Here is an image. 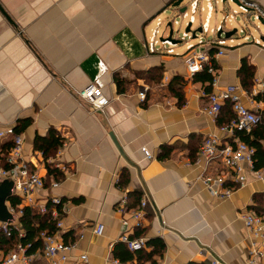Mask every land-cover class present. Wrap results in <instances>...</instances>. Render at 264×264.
Segmentation results:
<instances>
[{
    "label": "crops",
    "instance_id": "1",
    "mask_svg": "<svg viewBox=\"0 0 264 264\" xmlns=\"http://www.w3.org/2000/svg\"><path fill=\"white\" fill-rule=\"evenodd\" d=\"M179 1L0 0L14 22L0 11V130L21 119L31 120L21 132L23 158L45 180L47 188L38 201L62 198L66 210L58 232L74 246L67 264H77L82 254L88 255L84 264H111L110 258H116L113 248L123 232L117 206L123 196L130 208L147 200L145 236L161 238L166 247L157 251L147 242L142 256L126 262L118 258L122 264H212L214 258L225 264H248V232L241 213L264 212V183L249 173L245 186L220 198L199 180L204 168L196 162L198 149L208 133L233 119V109L224 106L216 121L208 117L204 108L211 82L200 79L202 72L191 75L186 63L198 50L214 58L219 49L213 45L219 38L215 31L224 20L215 28L210 20L212 31L203 32L204 21L200 18L198 23L197 15L207 12L204 0L194 24L185 22L188 37L175 32L181 21L170 22L168 34L160 39L171 37L177 43L161 45L155 53L147 46L150 24L156 21L160 33L167 10L186 8L190 13L191 1L175 6ZM250 1L264 12V0ZM214 4L211 19L221 3ZM233 23L239 21L227 19L224 25L225 54L217 59L219 86H239L243 102L264 112V96L253 94L257 80L264 78L263 24L251 18L261 34L256 36L250 28L232 30ZM243 63L251 66L253 76H246ZM91 82L111 100L103 110H94L77 94ZM51 130L62 144L46 154L35 144L38 136ZM12 145L11 135L0 138V169L8 166ZM144 148L152 158L146 157ZM49 166L58 169L60 177L51 174ZM55 180L58 187L52 186ZM11 198L6 202L9 211L15 207L11 223L24 234L22 209L38 208L19 197L15 206ZM3 223L0 220V264L16 246L15 240L3 242L7 237ZM99 223L105 226L102 235L94 232ZM43 248L44 241L41 249L29 251L39 257L37 264H48Z\"/></svg>",
    "mask_w": 264,
    "mask_h": 264
},
{
    "label": "built area",
    "instance_id": "2",
    "mask_svg": "<svg viewBox=\"0 0 264 264\" xmlns=\"http://www.w3.org/2000/svg\"><path fill=\"white\" fill-rule=\"evenodd\" d=\"M207 18L202 23L203 32L212 31L210 20L215 11V4L222 3L224 9V21L219 25L215 32L221 36L214 42L219 49L214 58L206 50H198L189 55L186 60L189 73L195 75L208 69L213 74L211 82L212 91L208 94V101L204 108L205 114L213 121L219 117L223 106L230 102L235 113L229 123L220 125L216 131L208 133L199 149L197 163H202L204 172L199 176L206 188L216 197L229 198L239 188L248 183V174L252 173L258 181L264 183V169L255 167V148L243 141L239 132L245 131L250 133L254 127L264 121V112L260 108H250L243 102V92L241 88L235 84L219 86V75H217V59L225 54V39L222 35L225 33L224 25L227 19H233L236 15L245 16L246 21L251 22V18L256 19L260 24L264 20V12L257 3L250 0H206ZM203 0H191L189 11L180 12L182 18H188L189 24L192 26L196 21V14L203 10ZM235 5L237 9L233 8ZM249 16V17H248ZM178 21H176L177 23ZM180 22V21H179ZM179 24V23H178ZM245 30H243L244 32ZM157 33L147 46L151 53L159 50V46H173L176 42L173 39L164 38L159 40ZM189 33H183V37H188ZM172 50V49H171ZM81 99L90 103L94 110H103L110 104V98L105 94L104 90L97 83L91 82L77 92ZM253 94H261L264 96V78L257 80ZM146 94H142L144 99ZM11 135L13 145L7 157L8 166L0 169V181H13V194H17L22 201L31 206H37L41 214L48 215L55 220L56 232L48 233L47 230L40 232V238L44 241L43 256L47 259L48 264H67L73 249V245L66 243L58 230L64 227L63 212L65 208L60 196H53L47 202L38 201V194L47 188L44 178L31 167L30 163L23 158L24 138L21 133L14 130V126H9L4 130H0V138ZM147 158H152L149 150L144 148ZM215 167H218L215 170ZM230 183V184H229ZM60 185L59 180H55L53 187ZM43 199V198H42ZM262 199L264 202V189L262 190ZM147 200L144 198L140 201V205L130 208L128 197L123 196L117 206V211L122 214L121 223L123 232L121 241L126 243L132 251L144 249L147 246L148 238L145 235L133 237V233L138 228L143 227L146 218ZM10 211L13 213L15 207L11 206ZM21 213V212H20ZM241 218L245 223L248 232L247 262L248 264H264V212L256 213L249 210L241 213ZM12 228H16L11 222L2 224L1 229L7 237H11ZM105 226L102 223L97 224L94 232L102 235ZM23 235V234H20ZM29 245H23L20 242L1 258V264H37V254L30 253ZM88 262V255L82 254L77 264ZM111 264H122L118 258H110ZM212 264H225L221 259L214 258Z\"/></svg>",
    "mask_w": 264,
    "mask_h": 264
},
{
    "label": "trees",
    "instance_id": "3",
    "mask_svg": "<svg viewBox=\"0 0 264 264\" xmlns=\"http://www.w3.org/2000/svg\"><path fill=\"white\" fill-rule=\"evenodd\" d=\"M214 53L215 52H213V54ZM242 69L246 71V76L247 74H250V73H251L250 76H253L251 66L247 65L246 63H243ZM213 78H214L213 74L210 73L208 69H205L204 71H202V75L200 79L212 82ZM244 84L247 85L248 81H247V84L246 83ZM118 85L120 88L121 82H118ZM206 89L209 90L208 87ZM224 106L232 110V106L230 102L226 103ZM223 109L224 108H222V110ZM233 113L234 112L232 111L231 117L235 118V113L234 115ZM30 123H31L30 119L19 120L18 124L14 126L15 132L21 133L24 130V128H26ZM239 136L243 141H245L250 146L255 148V155H254L255 167L264 168V123L262 122L258 124L256 127H254V129L250 133H247L245 131L239 132ZM61 144H62V138L56 134L55 130H51L50 133L45 137L38 136L35 146L38 149L44 150V152L48 154V152H50L51 149H55ZM166 148L168 147H164L163 150ZM167 154H168V151L165 152V154L162 155L160 159L165 158ZM6 161H7V158H6ZM48 169H49V172L53 174L55 177L56 176L60 177V172L58 171V169L52 168L51 166H49ZM11 203L16 206L17 204L20 203V200L18 197H13L11 198ZM21 224L25 230L24 234L20 235L18 233L19 231L18 229L12 228L11 237L9 238L4 237L6 240L3 239V242L15 240L16 243L20 242L23 245H29L28 250L30 252H34L42 248L43 240L40 238L41 231L47 230L48 233H53L56 230L55 220H52L49 216L41 215L39 210L31 208L29 206H25L22 209ZM142 235H145V228L143 227L135 230L132 236L138 237ZM148 243L154 245L157 251L162 250L166 247L165 243L161 240V238H155V239L148 240ZM113 254L116 258H119L122 262H126V261H130L134 259V257L137 255L142 256L143 252L142 250L132 251L128 248L126 243H124L123 241H119L114 245ZM191 264H196V263H191Z\"/></svg>",
    "mask_w": 264,
    "mask_h": 264
},
{
    "label": "rangeland",
    "instance_id": "4",
    "mask_svg": "<svg viewBox=\"0 0 264 264\" xmlns=\"http://www.w3.org/2000/svg\"><path fill=\"white\" fill-rule=\"evenodd\" d=\"M188 1L190 2L191 0H186V3ZM219 5H220V6H218L219 11L218 12L216 11L214 16H213V19H211V27L212 28H215L216 25H218L219 23H221L224 20V16L225 15L222 14L223 4L221 3ZM197 17H198V23L200 22V18H202V20L205 21L206 17H207V12H204L201 16L197 15ZM162 18H163V23H162V25L160 27V31H161L160 33H159L158 29H155L156 28V21H154L153 23L150 24L149 30H148V35L150 36V38L148 39L149 41L154 36V33L158 32L157 37H158L159 40H161L160 38L163 37L164 33L168 34V32L170 30V27H168V24L170 22H172L174 24H178L179 21L182 22L181 25H175L174 26L175 32L178 31L179 32V37H182L183 32H185L186 28H187V26L185 25V22L189 21V19H187V20L186 19H182L180 11L178 12L177 10H170V9L167 10L166 13L162 15ZM235 18H236V21L237 20L239 21V24H237V23L230 24L229 26H231L232 30H234L236 28V29H238L240 31V30H242V27H243V30H246V28H250L254 32H257V31H255V27L253 26V24H256V21L253 20L252 21L253 24H251L249 21H246L244 19L245 16L243 18L241 14L236 15ZM176 21H178V22L176 23ZM198 23L195 26H197ZM200 27H201V24H200ZM194 29H196V28H194ZM261 31L264 32V26L263 25H262V30ZM210 35L211 34H209L207 36V38H209ZM254 35L258 36V35H261V34H259L257 32V33H254ZM205 39H206V37H204V40ZM195 43H197V42H195ZM178 47H181L182 49L185 48V46L183 44L178 45Z\"/></svg>",
    "mask_w": 264,
    "mask_h": 264
},
{
    "label": "water",
    "instance_id": "5",
    "mask_svg": "<svg viewBox=\"0 0 264 264\" xmlns=\"http://www.w3.org/2000/svg\"><path fill=\"white\" fill-rule=\"evenodd\" d=\"M183 0H180L175 4V6H179L182 3ZM186 8H183L182 12L185 11ZM0 11L4 14V16L14 24L12 18L10 15L6 12L4 7L0 3ZM263 26H264V20H261ZM173 28H172V34H173ZM190 31V27H188L187 32ZM199 30L198 32H200ZM234 33V32H233ZM231 33V34H233ZM196 34V33H195ZM231 34H227L228 36ZM172 36V35H171ZM221 36V33L219 32V37ZM170 39H173L170 37ZM179 41V40H178ZM177 43V42H176ZM13 188V182L10 180H4L0 181V220L3 222H12L13 214L9 211V208L7 206V200H9L13 196L12 192Z\"/></svg>",
    "mask_w": 264,
    "mask_h": 264
}]
</instances>
